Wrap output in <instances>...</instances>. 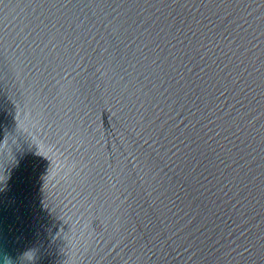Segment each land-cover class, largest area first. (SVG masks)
Masks as SVG:
<instances>
[{
  "label": "water",
  "instance_id": "obj_1",
  "mask_svg": "<svg viewBox=\"0 0 264 264\" xmlns=\"http://www.w3.org/2000/svg\"><path fill=\"white\" fill-rule=\"evenodd\" d=\"M0 243L264 264V0H0Z\"/></svg>",
  "mask_w": 264,
  "mask_h": 264
},
{
  "label": "clouds",
  "instance_id": "obj_2",
  "mask_svg": "<svg viewBox=\"0 0 264 264\" xmlns=\"http://www.w3.org/2000/svg\"><path fill=\"white\" fill-rule=\"evenodd\" d=\"M17 133H18V132H17ZM13 134H15V133H13ZM13 134H9V135L11 136V135H13ZM15 135H16V134H15ZM5 255H7V253H6L5 250H4V246H3V244L0 243V257L5 256Z\"/></svg>",
  "mask_w": 264,
  "mask_h": 264
}]
</instances>
